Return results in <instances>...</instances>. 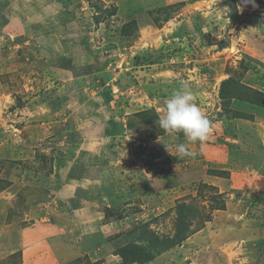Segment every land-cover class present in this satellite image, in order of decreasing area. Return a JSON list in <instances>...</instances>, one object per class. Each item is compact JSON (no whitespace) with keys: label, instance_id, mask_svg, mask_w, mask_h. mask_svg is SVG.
<instances>
[{"label":"rangeland","instance_id":"374dc122","mask_svg":"<svg viewBox=\"0 0 264 264\" xmlns=\"http://www.w3.org/2000/svg\"><path fill=\"white\" fill-rule=\"evenodd\" d=\"M49 1L0 0L1 18L10 4L0 27V264L33 261L26 239L47 247L41 254L69 252L80 243L67 236L77 219L109 225L106 235L96 231L112 257L100 263L77 253L60 264H264V200L253 204L249 179L264 174V109L226 106L219 96L227 79L264 95V3L241 12L240 0ZM182 85L212 132L185 156L199 163L163 193L158 174L174 172L170 164L189 168L176 151L183 134L157 123ZM71 145L86 153L82 163L61 158ZM82 174L90 180L72 199L59 195L63 181ZM67 203L80 218L62 209ZM246 219L251 234L263 232L253 254L239 244ZM54 224L57 236L49 235ZM206 226L205 239L195 237Z\"/></svg>","mask_w":264,"mask_h":264},{"label":"crops","instance_id":"0c3cea01","mask_svg":"<svg viewBox=\"0 0 264 264\" xmlns=\"http://www.w3.org/2000/svg\"><path fill=\"white\" fill-rule=\"evenodd\" d=\"M47 2L50 3L49 0H47ZM45 4H47V3H44L43 1L42 2H38V5L40 7L43 6V5H45ZM52 4H55V2L50 3V6ZM6 5L7 6L8 5L10 6V4H8V3H6ZM7 6H6V8L4 7L6 10H5L4 14L2 15L3 18L0 17V27L5 28V29H6V23L8 22L7 14L10 13ZM0 7L2 8L1 2H0ZM39 8L37 9V11H39ZM32 10H34V9H32ZM103 139L104 140L105 139H108V137H105ZM180 141L183 142V144H186L188 149L193 146V144L190 143V142H188L186 138H181ZM158 143H159V140H157V142H155L154 144L157 145ZM77 149H78L77 146H72L71 145V146L68 147V149H67L68 151L67 152H65L62 156L59 154V155H57V157H60L61 156L62 159L71 160L72 162H74L75 159L77 160L78 157L82 156V159H81V163H82L83 162V158L85 157L86 153L85 154L78 153ZM184 158L187 159V161L184 162V164H188L189 165L188 167L190 168V169L187 168L188 169L187 171L184 170V169L183 170H181V169L179 170V168H176L180 163L179 164H174V165L173 164H170L169 166L172 167V169H173L174 172L169 171L167 173H164V174L163 173L162 174L160 173V174L157 175L159 178H158V180H156V182H159L160 185L163 183L162 184L163 185V193L168 192V190L171 191V190L177 188L178 185H179V183H180V181L184 179L183 175H186V172H188V171L191 172V170H192L191 169L192 164H196V163L198 164L199 163L198 161H191L188 157H185L184 156ZM53 162H55V160H53ZM75 164H77V163H75ZM110 164H112V163H110ZM161 165L162 166H159V167L160 168L161 167H164L162 169H168L169 168V166L165 165V163L164 164H161ZM110 168H112V166ZM163 171H168V170H163ZM108 172H109V167H107L106 169H104V171L102 172L101 175L104 176L106 174L107 178L109 179ZM179 177H181V178H179ZM210 178H214V179H211L209 181H210V183L215 184V185H223V183H224V185L226 187V185L228 183L227 180H223L224 181L223 182L222 180H220V178H217V177H210ZM249 179H252L251 181H253V186H252L253 188H251V190L252 191L253 190H256L257 191V194H258V199L257 200H256V198H253V204L254 203L263 202V200H264V174H260V173H256L255 172V174L252 177H250ZM88 180H90V178H88V174H86V175L82 174V175H78V177H71V178L66 179V181H63V183L58 187L59 195L66 196L67 197L66 198L67 201H69L76 194L77 189L79 188V183L83 184V182H85V181L87 182ZM84 189H86V187H84ZM230 198H231V196H230ZM62 200L63 199H60L58 201L59 204H65V203H61ZM67 204H69L68 207H66V208L63 207L62 209H65V210L67 209L70 212H74L73 215H72V213L69 214L70 215L69 217H72V218L73 217L80 218V216L78 217L77 215L80 214V213H83V212H80L79 210H74L73 211L74 207L71 206L70 203H67ZM225 205H226L225 206L226 209H228L229 206H228L227 201H226V204ZM91 207H92V209H94L95 206L94 207L93 206H90L89 208H91ZM67 210H66V212H67ZM69 211L67 213H69ZM87 212L90 213L89 211H87ZM225 212L226 211H224L223 213H225ZM57 214H59L60 216L65 215V214H62L60 212H56L55 213V215H57ZM53 217L54 216H50V218H49L50 221H51L50 223H53V222L56 223L55 221H53V219H54ZM55 217H57V216H55ZM253 218L254 217H252V219ZM252 219H246L247 220V223L244 224V222H243V226H242V228H243L242 229V232L243 233L245 232L244 229L248 230L247 231V233H248L247 236H249V237H247L246 235L244 236V234H243L244 239H241L239 241V244L240 243L249 244V247H246L245 244L243 246V249L248 250V253L249 254H253V253H251V250H253L252 247L254 245L253 244L254 243V240H256V238H258V234L259 233H263V232H260V231L255 232V234H257V237L254 236V233L251 234L252 230H250V228H249L250 226L248 225L249 224L248 222H249V220H252ZM77 220H79V219H77ZM77 220H75V222H76V224H75L76 231L73 233V231H72L73 228H72V230H70V231L67 232V233H69V235H67V236H70V239L71 240H74V238L77 237V239H80V243H78V245H76V246H75V244L74 245L71 244V246H69L70 247L69 248V250H70L69 252L66 251V250L59 251V253L62 254L61 256L58 253H56L55 255H53L52 252H50L51 249H49V253H47V254H41V251L42 250L44 251V249H47V247L41 248V247H39V244L36 243L35 241L34 242H31L30 239L24 240L25 242H27V246L28 245H31L32 250H33V253L35 255V257L33 258V261L31 260V261L27 262V264H60L61 263V260L72 259V257L75 254H77V253L79 255L76 258H82L83 260H87V261H93L94 262L95 260L101 261L103 259H105V260L106 259H110V257H112L110 255V252L108 254H106V255L104 253L108 249V246H106V243L108 244V242L107 241H104V239H102L101 234L99 235L98 231H96V230H99V229L102 228L103 229L102 230V235H106L107 232H109V229H108L109 225H101V227H100V226H98V223H97V225H92L89 222H86V223L85 222H78ZM64 221L67 223V218H64L63 219V221H62L63 224H64ZM208 223H211V222H208ZM208 223H206V224H208ZM56 224L53 225V229L49 232V235L54 236L56 234V236H57V233L56 232H58L60 230H55L57 227L59 229V226L56 225ZM67 224H71V221L69 219H68V223ZM119 224L122 225L123 224V221H121V223H118V225ZM247 225L249 227H247ZM239 227H240V225H239ZM206 229H207V226H206V228L204 230H202L200 232L202 234H196L195 237H198L201 240V237L203 235V239H205V237H206L205 236L206 235V232H205ZM199 235H201V236H199ZM25 236H28V235H25ZM263 238H264V236H263ZM98 240H100L99 243H98ZM104 242H105V244H103ZM102 244H103V246L100 248V245H102ZM227 246H229L231 248L232 247V243H230ZM227 250L228 249L225 248V251H227ZM167 254H168V252L166 253V257H167ZM106 256H107V258H106ZM251 256H253V255H251ZM58 259H59L60 262H58ZM55 260H56V262H53ZM39 261H43V263L42 262H39ZM90 263H92V262H90ZM100 263H102V261ZM145 264H155V263H154V261L153 262L149 261V262H147Z\"/></svg>","mask_w":264,"mask_h":264},{"label":"clouds","instance_id":"9594fccd","mask_svg":"<svg viewBox=\"0 0 264 264\" xmlns=\"http://www.w3.org/2000/svg\"><path fill=\"white\" fill-rule=\"evenodd\" d=\"M248 5L253 9L259 7L255 0H240L237 9L242 12ZM157 123L166 133H182L190 143L204 142L212 132L210 120L199 107L195 94L187 85L174 90L165 100L162 115ZM176 151L180 157L192 154L186 144H178Z\"/></svg>","mask_w":264,"mask_h":264},{"label":"trees","instance_id":"16d2710c","mask_svg":"<svg viewBox=\"0 0 264 264\" xmlns=\"http://www.w3.org/2000/svg\"><path fill=\"white\" fill-rule=\"evenodd\" d=\"M258 3H264V0H257ZM180 5V4H179ZM171 6L173 5H168L167 7H165L166 9L171 8ZM182 6V5H181ZM113 14V13H112ZM110 14V16L112 15ZM167 21V20H166ZM220 47H223L222 45ZM221 88H220V92H219V96L220 99L224 101V105H229L231 102L233 101H238V102H242V103H246V104H250L253 106H260L261 108L264 109V95L260 92L254 91V90H250L248 88L243 87L242 89L239 87V84L236 81H233L231 79H227L223 84H221ZM230 90V91H229ZM242 90V91H241ZM229 91V92H228ZM237 117V116H236ZM239 119H242L241 117H238ZM221 177V176H220ZM208 187V186H207ZM212 189V188H211ZM220 200V198H219ZM223 200V199H222ZM220 206L223 207V203H220ZM180 210V209H179ZM186 208H182L181 211L179 212H185ZM210 222L209 219L204 220V224ZM146 228V227H145ZM186 229V228H185ZM184 238H181V240H183ZM136 241V240H135ZM155 242H158V240L155 238ZM135 243V242H134ZM178 242L176 241L174 244H177ZM131 244V242H130ZM132 245H137V244H132ZM131 245V246H132ZM139 248H142L144 251L149 252L151 249L148 246H140L137 245ZM169 246H173V244L167 245L166 247ZM151 247H156L154 246V244H151ZM124 249L129 250V246H126ZM168 250V249H167ZM157 251V249H156ZM166 251V250H165ZM146 252V253H147ZM145 261H149L147 259H145L143 262L147 263ZM87 264H98V263H87Z\"/></svg>","mask_w":264,"mask_h":264}]
</instances>
